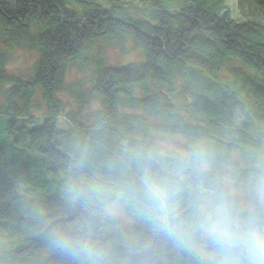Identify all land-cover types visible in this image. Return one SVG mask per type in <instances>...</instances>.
Returning a JSON list of instances; mask_svg holds the SVG:
<instances>
[{
	"label": "trees",
	"instance_id": "obj_1",
	"mask_svg": "<svg viewBox=\"0 0 264 264\" xmlns=\"http://www.w3.org/2000/svg\"><path fill=\"white\" fill-rule=\"evenodd\" d=\"M99 42L144 60L93 61L74 97L98 108L64 116ZM12 49L39 54L31 77ZM262 185L264 23L225 0H0V264H248L212 227L264 234Z\"/></svg>",
	"mask_w": 264,
	"mask_h": 264
},
{
	"label": "rangeland",
	"instance_id": "obj_2",
	"mask_svg": "<svg viewBox=\"0 0 264 264\" xmlns=\"http://www.w3.org/2000/svg\"><path fill=\"white\" fill-rule=\"evenodd\" d=\"M226 5L230 11L231 19L237 22L253 21L257 23H264V7L258 5L254 0H225ZM129 44V43H127ZM125 44V45H127ZM124 45V46H125ZM116 45L112 42H99L91 52H89L85 59L77 61L66 71V94L62 97L65 104V115L78 113L82 115L83 120H87L91 117L95 110L98 108L97 103H87L82 105L80 101L74 97L76 92L83 93L80 91L82 86H89L92 83V79L95 76L96 68L93 67V61L103 60L109 66L120 68L127 66L131 63L140 64L144 60V54L142 48L133 45L132 43L126 47ZM11 60L8 64V71L12 75L28 77L35 67V63L39 58L37 52H31L20 49H12ZM32 75H30L31 77ZM72 92V93H71ZM36 120L43 116V111L36 112ZM62 121V118L59 120ZM35 122L30 123V126L35 125ZM64 127V126H62ZM162 143V148L165 152H178L179 144L183 143L182 139L179 138H167ZM264 188V186H261ZM259 189L261 201L264 205V189ZM239 195L242 199L247 200V193L239 191ZM110 214L114 216L119 215V207L115 206L110 210ZM126 215L124 214V219ZM2 246V245H1Z\"/></svg>",
	"mask_w": 264,
	"mask_h": 264
},
{
	"label": "clouds",
	"instance_id": "obj_3",
	"mask_svg": "<svg viewBox=\"0 0 264 264\" xmlns=\"http://www.w3.org/2000/svg\"><path fill=\"white\" fill-rule=\"evenodd\" d=\"M212 230L221 235L229 244L235 242L247 252L248 264H264V234L254 230H246L238 237H233L231 226L220 221Z\"/></svg>",
	"mask_w": 264,
	"mask_h": 264
}]
</instances>
